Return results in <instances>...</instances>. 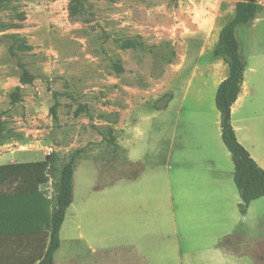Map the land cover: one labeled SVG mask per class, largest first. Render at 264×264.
Returning <instances> with one entry per match:
<instances>
[{
    "label": "rangeland",
    "instance_id": "obj_1",
    "mask_svg": "<svg viewBox=\"0 0 264 264\" xmlns=\"http://www.w3.org/2000/svg\"><path fill=\"white\" fill-rule=\"evenodd\" d=\"M239 1L0 0V141L21 152L33 142L65 154L85 149L74 176L76 202L89 196L95 216L83 230L117 253H128L118 246L135 238L154 264H173L167 254L175 240L176 264H264L259 251L229 262L209 251L221 244L231 251L241 238L256 246L264 239V197L239 220L234 163L215 102L228 70L215 49ZM259 3L255 21L237 30L247 84L259 95L248 96L233 117L239 142L254 156H264ZM56 161L42 187L53 203L63 164ZM72 234L67 218L54 264H126L111 253L90 256ZM46 241H0V264L20 261L25 249Z\"/></svg>",
    "mask_w": 264,
    "mask_h": 264
},
{
    "label": "trees",
    "instance_id": "obj_2",
    "mask_svg": "<svg viewBox=\"0 0 264 264\" xmlns=\"http://www.w3.org/2000/svg\"><path fill=\"white\" fill-rule=\"evenodd\" d=\"M260 10L259 0H240L233 18L221 29L215 49L216 56L228 60V77L219 85L215 102L221 116L222 141L235 167L234 182L242 200V213L251 202L264 197V169L238 141L232 125V107L239 98L246 69L237 30L254 22ZM84 150L78 149L63 161L55 186L54 204L42 190L50 181L51 154L42 161L0 165V241L47 238L40 248L25 249L20 261L2 264H54L60 248V231L74 198V172Z\"/></svg>",
    "mask_w": 264,
    "mask_h": 264
},
{
    "label": "crops",
    "instance_id": "obj_3",
    "mask_svg": "<svg viewBox=\"0 0 264 264\" xmlns=\"http://www.w3.org/2000/svg\"><path fill=\"white\" fill-rule=\"evenodd\" d=\"M255 56H257V55H255ZM263 56H264V52H263ZM247 66H248V63L246 64V69H245V74H244V81H243V84L241 86V92H240L239 98H238V100L236 101V103L232 107V125H233V117H234L235 113L238 110H240V107L243 106L246 98L248 96L254 98L257 95H259L257 93L258 92L257 88L250 89L248 84H247V81H246ZM255 72H257V70L254 68V70L251 73L255 74ZM227 77H228V70H227V74L225 75V77L221 79L219 85ZM219 85H218V87H219ZM254 93H257V95L254 96ZM27 119H28V117H27ZM220 119H221V116H220ZM34 121H35V119H34ZM34 123L35 122H33V124ZM18 126H19V128H21L20 125H18ZM233 127H234V130H235V133H236V137H237V139L239 141V138L237 136V133H238L237 129L238 128L235 127L234 125H233ZM20 132L25 133L26 136H28V137L33 134L32 133L33 131H30V130L24 129V128H22L20 130ZM35 132L38 133L39 131L35 130ZM221 137H222V135H221ZM30 144L31 145L27 144L25 146L26 150L24 152L23 151L21 152V151H18V150H15V151L14 150H9V149L7 150L6 148L11 146L12 144H10V142L8 140L0 141V165L11 164V163H21V162L42 161L49 154H51L53 156V164H54L55 162H57L56 160H58V161L61 160V162H62L65 159H68L69 157H71L76 152V151L75 152L71 151L70 153L65 154V153H63L64 151L61 148H59V147H56V148L49 147V146L45 147L40 142H33V143H30ZM29 146L31 148L35 147L36 149L35 148L34 149H28ZM44 149H45V151H43ZM32 150H39L40 152L42 151L43 153L42 154H40V153H36L35 154V153H32L33 152ZM129 151H131V149H129ZM133 153L135 154V151H133ZM61 154H64V155H61ZM250 155L256 161V163L262 169H264V156L261 153H257L256 154L257 156H254L251 153H250ZM34 156H39L40 159L30 160ZM20 157H22L23 159L25 158V159L21 161ZM79 162H80V160H79ZM79 162H78V164H79ZM78 164H77V166H78ZM59 169H60V167L57 169V171ZM75 171H76V169H75ZM234 171H235V169H234ZM74 176H75V172H74ZM57 178H58V174H56V179H55L56 182H57ZM117 182L118 181H116L115 183H117ZM114 184H112V185H114ZM213 185L219 186L218 181H214ZM235 186H236V184H235ZM75 190H76V188H75V182H74V198H73V202H72L71 206L68 208V210L66 212L65 221H64V223L62 225V228H61V231H60V248L56 252V254L60 253L62 251V247H63V244H62L63 226H64V224L66 222V219L69 218V219L72 220V225H73V234H72V239L73 240H71V241L75 242V243H81V244L85 245V248H87L88 254L90 256H95V257L101 258L100 256L103 255V253H111L112 255H115L114 256L115 258H116V256H119L122 260H126V264H154V262L150 259L149 251H145L142 248H140V246L136 242L135 238H131L133 242H131L129 244H122V245L118 246V247L127 249L128 253H117L116 251H114V247H115L114 245L112 246V244H108L106 241H101L100 239L96 240V239H94L91 236V233H89L88 231H87L88 233L84 232V230H83V225L84 224H86L87 226L93 225L91 223V221L94 220L95 206L92 205V204H94L92 201L88 200L89 196L87 198H85V199L82 198V201H80V202H76V191ZM217 194H218V192L216 191V195ZM211 195L214 197V199H216V200L219 199L218 196H214L215 194H211ZM239 195H240V193H239ZM170 197L172 198V196H170ZM214 202L215 203H212L211 206H217L218 205L216 201H214ZM241 203H242V200H241ZM54 206L55 205L52 206V210H54ZM249 207H250V205H249ZM248 208H247L245 213L241 212V217L239 218L240 221H243L246 218V215H247V212H248ZM126 209H128V207H125L122 204V207H120L121 213L122 214H127L125 212ZM104 210H107V209L104 208ZM125 225H127V224H125ZM160 239L163 242H166V240H167L165 238V236L163 238L160 237ZM172 243H173V247H174L172 249L173 252H172V255L171 254H167V259L170 260V261L173 260V264H176V253H177L178 248L176 246V241L175 240H173ZM233 244L234 245H233V247H231V251H230L229 248H226L223 244L217 245L214 248H211L209 251L212 252V253H215L214 255H215L216 258H219L221 260L224 259L225 261H228V262H229V259H233L234 257L240 258L241 256H245V255H248L251 258L253 257V259H254V258H256L255 251H259V253L264 255V239H263V242H261L257 246H256V243H250V242H246L245 243L242 238L241 239H237L236 241H233ZM69 251L70 250H68V252ZM169 253H171V252H169ZM76 254H77V252L76 253L75 252L72 253V255H76ZM230 254H232L233 257H229ZM122 255H124V256H122ZM181 255H182V253H181ZM69 256H70V254H69ZM63 259H65L64 258V254L62 256V261H63ZM107 260H108V257L106 256V257L103 258L102 261L105 262ZM180 262H181V260H180ZM181 264H182V262H181Z\"/></svg>",
    "mask_w": 264,
    "mask_h": 264
},
{
    "label": "clouds",
    "instance_id": "obj_4",
    "mask_svg": "<svg viewBox=\"0 0 264 264\" xmlns=\"http://www.w3.org/2000/svg\"><path fill=\"white\" fill-rule=\"evenodd\" d=\"M136 131H137V133L139 134L140 130H139V129H137Z\"/></svg>",
    "mask_w": 264,
    "mask_h": 264
}]
</instances>
